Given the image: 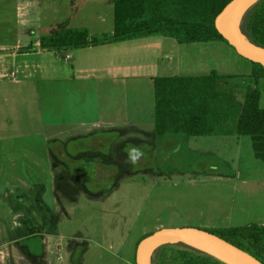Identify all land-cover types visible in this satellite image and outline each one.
Here are the masks:
<instances>
[{
  "label": "rangeland",
  "instance_id": "1",
  "mask_svg": "<svg viewBox=\"0 0 264 264\" xmlns=\"http://www.w3.org/2000/svg\"><path fill=\"white\" fill-rule=\"evenodd\" d=\"M114 2L0 0V264H136L138 242L159 229L264 226V162L249 137L231 150L199 144L210 137H159L154 121L126 126L154 113L150 84L84 79L74 68L101 57L95 50H43L41 39L62 30H113ZM159 41L156 53L171 57L187 47ZM200 47L202 74L249 73L219 42ZM258 88L264 109V79Z\"/></svg>",
  "mask_w": 264,
  "mask_h": 264
},
{
  "label": "trees",
  "instance_id": "2",
  "mask_svg": "<svg viewBox=\"0 0 264 264\" xmlns=\"http://www.w3.org/2000/svg\"><path fill=\"white\" fill-rule=\"evenodd\" d=\"M231 1L115 0L113 33L91 35L86 28L62 30L43 37L41 46L45 49L96 47L163 36L179 44L221 42L235 51L215 25L217 16ZM240 30L253 44L264 48V0L245 14ZM240 58L250 70L239 78L217 71L208 76L154 78L157 136L165 139L177 134L182 138L249 137L255 158L264 162V109L260 106L262 94L258 88L264 79V67ZM245 76L252 79L254 86L245 88L242 83ZM179 137L177 139H181ZM202 158L223 162L212 155ZM210 232L264 264V226L248 225ZM151 264L226 263L186 243H177L157 249Z\"/></svg>",
  "mask_w": 264,
  "mask_h": 264
},
{
  "label": "crops",
  "instance_id": "3",
  "mask_svg": "<svg viewBox=\"0 0 264 264\" xmlns=\"http://www.w3.org/2000/svg\"><path fill=\"white\" fill-rule=\"evenodd\" d=\"M113 19H114V11H113ZM72 29H80V28H72ZM113 31H114V27L113 30L109 29L106 30L105 32H99V33L101 34L113 33ZM159 39L161 41H159L158 45L166 48L167 46L170 45V43H168L167 40L172 38H166L163 36H154L150 38L131 40L126 42L114 43V44H108V45H102L96 47H84L85 50L88 49L95 50L91 52L98 51L101 57L94 59L91 63L88 64H82V63L78 64V66H76L74 70L77 69L81 70L82 77L89 81L90 80L102 81L105 82L106 85L107 80H109L112 77H115L116 80L118 81L117 84L120 83V85L122 86H134V87L141 85H148V84H150L153 87V79L159 77H175V76L198 77V76H208L213 71L218 72L217 69H212L210 73L206 75L202 74L205 66L204 60L206 56V51H204V48L200 47V45L205 46L206 45L205 43L180 44V45H186L187 47L184 48L180 47L181 51L179 52V54L174 53V51L172 50L173 57H171L169 54H166L165 51H163V54H160L159 52L156 53L154 48L157 44L155 43ZM219 44L225 46L224 49L222 50V54H224L226 59L232 58V56H230V54L227 53L228 51L227 47L230 50L232 49L225 43L219 42ZM171 49H176V46L172 45ZM43 50L46 51L49 49L43 48ZM218 52H220L219 47H218ZM233 52L238 56V54L235 51ZM164 55L166 56V58H163ZM211 57L214 62L215 55L213 53ZM133 71L136 74H134ZM154 72L156 74H153ZM183 73H188V74H183ZM221 75H228V74H221ZM105 88L107 87L105 86ZM261 102H262V98H261ZM148 120L150 122L154 121L155 126L153 129H155L156 132L155 102H154V113L152 114V116H149L147 118L143 117L140 120L135 119L133 121H126L124 125L139 128L140 130H146L145 127H146V122ZM148 133L153 134V132H148ZM177 136L179 137V134H177ZM168 137H172V135ZM233 138H237V136H218V137L211 136L210 139H208V141L204 143L200 142L199 144L201 146H204L205 143L218 144L220 142H227L229 143V147L232 150L231 142ZM162 142L165 143V141ZM197 142L198 141H196L194 144L197 145L198 144ZM189 143H190V139H189ZM234 147H236V143L234 144ZM231 150L229 151V153L231 152ZM205 155L214 156L213 154H205ZM163 156L164 154L161 155V157ZM218 158L222 160L223 157L218 156ZM164 160H166V158H164ZM133 264H134V255H133Z\"/></svg>",
  "mask_w": 264,
  "mask_h": 264
},
{
  "label": "water",
  "instance_id": "4",
  "mask_svg": "<svg viewBox=\"0 0 264 264\" xmlns=\"http://www.w3.org/2000/svg\"><path fill=\"white\" fill-rule=\"evenodd\" d=\"M260 0H232L217 16L215 25L237 54L264 67V48L253 44L240 30L245 14ZM186 243L226 264H261L255 257L204 229L183 227L159 229L140 241L136 264H151L157 249L168 244Z\"/></svg>",
  "mask_w": 264,
  "mask_h": 264
},
{
  "label": "clouds",
  "instance_id": "5",
  "mask_svg": "<svg viewBox=\"0 0 264 264\" xmlns=\"http://www.w3.org/2000/svg\"><path fill=\"white\" fill-rule=\"evenodd\" d=\"M141 153L136 150V149H133L131 154H130V159L131 161L134 163L136 162V160H138V158L140 157Z\"/></svg>",
  "mask_w": 264,
  "mask_h": 264
}]
</instances>
